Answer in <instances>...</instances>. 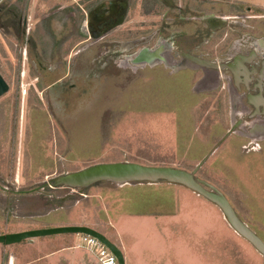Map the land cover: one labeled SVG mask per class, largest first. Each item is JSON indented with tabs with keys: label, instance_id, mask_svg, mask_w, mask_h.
Wrapping results in <instances>:
<instances>
[{
	"label": "rangeland",
	"instance_id": "rangeland-1",
	"mask_svg": "<svg viewBox=\"0 0 264 264\" xmlns=\"http://www.w3.org/2000/svg\"><path fill=\"white\" fill-rule=\"evenodd\" d=\"M9 1L18 12L26 2L24 12L33 46H26L25 38L17 33V28L22 29L21 19L10 24L5 13ZM128 1L130 22L135 25L126 28L115 24L104 37L76 47L87 38L81 26L87 27L85 6L93 0H0V75L9 86L0 98V235L34 230L30 225L36 222L87 219L114 241L115 231L120 235L125 264L132 259L133 264H178L180 254L193 255L184 253L189 246L180 245L187 235L179 226L186 215L178 214L183 204L190 203L212 213L221 244L217 246L219 258L227 259L225 264H264V257L246 240L236 233L231 234L233 238L225 234L227 222H222L213 204L191 196L184 187L176 189L182 192L178 195L175 189L121 191L120 185L112 182L83 189L57 188L50 183L57 176L96 164L129 162L196 170L194 177L218 190L238 218L264 242V165L259 159L249 162L234 154H224V167L221 161L216 165L223 148L209 155L213 150L212 140L208 141L210 132L217 126L228 128L227 114L232 112L228 113L230 106L220 90L200 93L196 82L200 74L192 71L172 75L162 67H120L119 61L129 53H120L122 35L116 31L125 35L131 28L132 34H138L136 29L149 28L141 23L151 19L149 13L177 14L167 7L174 2ZM177 1L176 5L185 2L191 8L198 6L194 1H200L201 15L212 12L207 4L210 0ZM237 1L251 7L252 17L244 24L264 31V0ZM239 22L243 29V22ZM8 25L11 30L6 29ZM201 26L207 28L204 21ZM187 30L191 35L193 29ZM79 47L82 52L74 55ZM233 138L228 140L233 142ZM117 199L120 206L112 208ZM90 200L96 206L92 213L85 208ZM39 206L49 215L32 216ZM168 214L171 219L162 216ZM196 232L198 236L199 228ZM79 242V235H59L0 246V264H98L87 251L74 248ZM219 264L223 263L219 260Z\"/></svg>",
	"mask_w": 264,
	"mask_h": 264
},
{
	"label": "flooded vegetation",
	"instance_id": "flooded-vegetation-1",
	"mask_svg": "<svg viewBox=\"0 0 264 264\" xmlns=\"http://www.w3.org/2000/svg\"><path fill=\"white\" fill-rule=\"evenodd\" d=\"M235 1L210 0L207 4L211 5L212 12L201 15L203 8L200 1H194L198 6L191 8L185 2L176 5L179 2L172 0L174 5L166 6L177 12L174 16L167 13H149L151 19L141 22L149 25V28L136 29L138 34L134 33L135 35L131 28H128L130 30L125 35L121 34L122 30L116 31L122 35L120 53H129L119 64L129 70L162 67L172 75L185 71L199 73L200 77L196 82L200 86V93L220 90L230 106L228 113L235 109L245 118L247 144L256 143L260 149L261 144H264V31H261L260 26L257 28L244 24L245 19L252 17L249 15L251 7L245 6L243 1ZM202 3H205L204 0ZM5 6L10 24L11 20H17L18 23L21 19L22 29L17 28V33L23 36L22 39L25 38L26 46H33L31 28L27 27L24 12L26 2L19 12L10 1ZM77 6L86 13L79 4ZM85 7L89 19L87 18V27L82 25L81 29L87 38L76 47L83 44V41L104 37L115 24L126 28L135 25L130 22L128 0H93ZM220 8L225 10L220 11ZM200 16H204V19ZM252 19L257 20L259 17L253 16ZM239 20L243 22V29L238 26ZM203 21L207 25L206 29L201 26ZM188 27L193 29L191 35H188ZM11 28L8 25L6 29ZM54 45L56 44H52L53 48ZM80 48L74 55L82 52ZM24 55L27 56V49L24 50ZM186 55L212 64L213 69L196 66Z\"/></svg>",
	"mask_w": 264,
	"mask_h": 264
},
{
	"label": "water",
	"instance_id": "water-1",
	"mask_svg": "<svg viewBox=\"0 0 264 264\" xmlns=\"http://www.w3.org/2000/svg\"><path fill=\"white\" fill-rule=\"evenodd\" d=\"M185 57L200 68L213 69L212 64L199 58L188 55ZM8 91L9 86L0 75V98ZM230 132H234L232 127L228 133L230 134ZM251 140L256 142L254 139ZM195 172L196 170L187 172L173 167L145 166L136 163L119 162L96 164L73 173H65L51 179L50 183L53 187L72 189L88 188L98 182H112L122 186L131 183L158 184L159 182H165L182 186L214 204L221 211L228 226L264 257V242L238 218L228 200L218 190L194 177ZM59 235H87L96 238L112 252L118 264H125L124 256L116 245L100 232L86 226H60L2 234L0 235V245L9 247L28 240Z\"/></svg>",
	"mask_w": 264,
	"mask_h": 264
},
{
	"label": "crops",
	"instance_id": "crops-1",
	"mask_svg": "<svg viewBox=\"0 0 264 264\" xmlns=\"http://www.w3.org/2000/svg\"><path fill=\"white\" fill-rule=\"evenodd\" d=\"M227 117L230 118L229 120L227 119L229 122L228 128L226 127V129H224L223 126L222 127L217 126L215 128V130L212 132V134L210 132V134H209L210 136L208 137V141L212 140L211 146H213V150H212V152L210 151L211 153L209 154L210 156L216 155L219 152V150L222 148L225 150L223 152V155L220 156V159H217V161L219 163L216 162V165H219L220 161H221V166L224 167L225 165H227L226 162L224 161L225 160L224 154L225 155L226 154H229V155L234 154V155H236L235 158H238V155H239V157L243 158L244 160L248 159L249 162L252 160V158L255 159V163L259 159L260 163H261L260 165L263 166L264 165V144H261L260 149L253 150L249 153H244V151H243L244 150L243 147L246 145V142L248 141V137L246 135L247 130L245 129V128H247V126H246L247 124L245 122V119L242 118L243 117L242 114L237 112L235 109L234 110L232 109L231 114H227ZM231 127L232 128H234V127L239 128V130L234 131L233 133H231L230 135L227 136V133L230 131L229 129ZM231 136L236 137V139L233 138L235 141L233 140V142H230L228 140V137H231ZM243 139H245L246 141H243ZM215 140H216V142H215ZM202 142L205 143V142H207V140H202ZM213 144H215V145H213ZM241 165H244V164H241ZM241 165H236V166H239L238 168L244 169L245 166H243V168H242ZM14 179H15V183H17L18 179H19L18 173L14 176ZM118 187L121 189V191L123 189H126V188H131V189L151 188L153 190H159V191H162V190L167 191V190L175 189V191L178 193V195H180L182 192H180V191L178 192V190H176V189H182L183 188L182 186H179V185H173V184H167V183H165V184H160V183H158V184H128V185H123V186H118ZM190 193H191V196H193L195 198H201L200 196H198L197 194H195L192 191H190ZM184 197H186L187 200L193 201L186 194L184 195ZM86 199H89V198L86 197ZM116 204L117 205L115 207H112V208H118L120 206L119 199H117ZM199 206L194 205V204H190V203H185L182 205V208H180L179 212L176 211V212H178V214L183 213L186 215V217H185L186 219L184 218V223H181L179 225L182 227L183 231L187 233V235L184 236L186 238H183L182 244L180 243V245L182 247H183V245L190 247L188 250L183 249L185 254H189V252L193 253V255L190 257H188V256L182 257V255L180 254L178 264H219V260L223 264H225V260H227V259H223L222 258L223 256L221 257L222 259L219 258V256H221V254H220L221 251L218 250V248H217V246L221 245L219 243V238L216 236V231H217L218 226L213 227V225H212V220H211V218L213 216V215H211L212 213L210 211H208L207 208H203V207L196 208ZM214 207H215L214 209L217 210V212H215V213H217V215L221 217L222 222H224L225 220L222 217V214L220 213L219 209L215 205H214ZM85 208H86V211L88 213H92L94 208H96V206L90 200V204H88ZM101 209L103 211L107 210V208H101ZM34 210H35L34 211L35 213H33L32 216H38L41 218V217L49 215L48 210H45L44 208H42V206H39V207L35 208ZM197 210H201L202 214L201 213H200V215L197 214ZM209 210L212 211L211 208ZM7 211H10V209L9 210L7 209ZM0 213H2L1 210H0ZM26 215H28L27 212H26ZM162 216H164V218L171 219L170 214L162 215ZM199 216H200V219H199ZM197 220H199L201 223L197 224V222H196ZM98 221L102 223L100 218ZM109 225H110V223H109ZM225 225H226V228H224L225 234L226 235H229V234L235 235L234 234L235 232L228 226V224H225ZM30 226H31L30 228H32V229L52 228V227H60V226H86V227H90V228L100 232L110 242L113 241L112 243L114 245H116L121 250V252L124 256V260L126 261V257L123 253L124 249H123V246L121 244V240L119 238L120 235H118L117 232L115 231L117 239L114 241L108 237L107 232L99 231L97 229L98 226L94 222L88 221L87 219L82 220V221H76V222L74 220H70V218L68 219V222H59V221L58 222H42V223L36 222L35 224H32ZM102 226H104L103 223H102ZM192 226H194V231L191 230ZM197 228H199L198 236H197V232H196ZM232 235H231V237L233 238ZM214 245H216V246H214ZM2 247H4V246H2ZM225 255L227 256L228 254H225ZM132 260L129 262V264H133Z\"/></svg>",
	"mask_w": 264,
	"mask_h": 264
},
{
	"label": "built area",
	"instance_id": "built-area-1",
	"mask_svg": "<svg viewBox=\"0 0 264 264\" xmlns=\"http://www.w3.org/2000/svg\"><path fill=\"white\" fill-rule=\"evenodd\" d=\"M255 148H259L258 144H247L243 149H250L253 151ZM256 149V150H257ZM80 242L75 245V249H83L90 253L97 261L98 264H118L116 257L112 252L96 238L79 235Z\"/></svg>",
	"mask_w": 264,
	"mask_h": 264
},
{
	"label": "bare ground",
	"instance_id": "bare-ground-1",
	"mask_svg": "<svg viewBox=\"0 0 264 264\" xmlns=\"http://www.w3.org/2000/svg\"><path fill=\"white\" fill-rule=\"evenodd\" d=\"M120 186H122V185H120Z\"/></svg>",
	"mask_w": 264,
	"mask_h": 264
},
{
	"label": "trees",
	"instance_id": "trees-1",
	"mask_svg": "<svg viewBox=\"0 0 264 264\" xmlns=\"http://www.w3.org/2000/svg\"><path fill=\"white\" fill-rule=\"evenodd\" d=\"M113 242V241H112Z\"/></svg>",
	"mask_w": 264,
	"mask_h": 264
}]
</instances>
